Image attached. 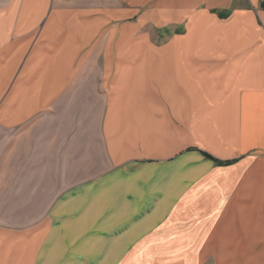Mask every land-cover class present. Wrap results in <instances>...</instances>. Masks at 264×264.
<instances>
[{"label":"crops","instance_id":"1","mask_svg":"<svg viewBox=\"0 0 264 264\" xmlns=\"http://www.w3.org/2000/svg\"><path fill=\"white\" fill-rule=\"evenodd\" d=\"M92 70L104 102L99 161L87 150L76 184L109 189L110 226L96 231L101 216L86 214L49 229L67 210L48 201L37 214L33 194L23 202L19 162L0 203V264H37L74 239L72 253L99 248L95 262L107 248L127 256L120 264L166 254L198 264L221 239V264H264V0H0V131L25 128ZM3 138L0 153L13 138L20 154L18 135ZM44 176L53 181L52 168ZM186 237L183 252L167 251Z\"/></svg>","mask_w":264,"mask_h":264},{"label":"rangeland","instance_id":"2","mask_svg":"<svg viewBox=\"0 0 264 264\" xmlns=\"http://www.w3.org/2000/svg\"><path fill=\"white\" fill-rule=\"evenodd\" d=\"M72 87V90L63 96L61 101L51 110L41 114L31 124L25 126V128L17 132L0 131V146H3L2 141L5 139L3 136L16 134L20 137V143L17 144L18 149L21 147L20 154H13L12 149L14 143L13 138H11V142L7 144V146H10L8 150H11V153H0V185L6 187L5 192L0 190V203L4 202L3 196L13 193L11 189L14 190V177H18V175H14V169L20 162L23 168L22 182L20 183L23 202L30 198V194H33L37 203H39L36 208H32L37 214L42 212L43 205L48 203V201H52L53 207L51 212L54 209L58 211H61V209L67 210L65 221L53 224L50 223L49 229L54 232L63 229L68 230L67 227H74L76 222L82 220L83 216L87 214L89 217L101 216L102 223H97L95 230H101L103 232L110 226V221L108 220L111 210H115L116 208L114 206L119 202H114V208H111V192L109 189L99 186L77 190L78 184H76L78 167L85 162L84 159H81V162H79L80 158L85 157V152L89 150L88 154H90L92 159H95L93 151L98 141L96 138L97 125L102 116L104 103L103 90L100 87L98 72L93 70L92 72H88L84 81L76 80ZM79 87L80 93H78ZM82 122L83 130H85V143H83V133L79 132ZM80 137L82 138V143ZM32 141L34 144H31ZM36 144L37 150H34V153L32 152L31 154V145L35 147ZM33 155H37V160L32 158ZM13 156L16 157L13 158ZM47 156L49 158H47ZM31 159L33 160L31 161ZM96 161L98 162L99 160L95 159L94 162ZM30 166L31 168L33 167L32 171H35V174H37L36 177H34L36 181L25 182L24 180L30 177ZM46 167H48V169L52 168L53 176L49 178H53V181L48 180V182H46V177L44 176ZM3 180H5L6 183L2 182ZM30 188L33 190L31 191ZM44 188L47 190H43ZM99 198H102L101 201H99ZM84 203L85 206H81ZM29 209L30 208L23 207L21 209V216L24 217L26 211ZM99 210L101 213L100 215L98 214ZM2 213L8 214L5 211ZM61 218L62 217L59 219ZM1 225L3 226L2 223H0V226ZM19 225L23 228H28L34 224L22 223ZM91 226H93V224H88L87 227ZM83 228L84 227H82V229ZM72 241L73 245L68 248L67 243L69 240H66L65 245H54L46 248L42 253L40 251L37 264H107L109 262H117V264H120L127 257L123 254H109L110 252L107 248H103L100 258L98 257L96 262L95 260L91 261L88 258H91L93 255L90 254L93 252L96 254L95 251L99 248L97 246V249L88 248V245L85 244V248L81 250L82 252L80 251V254L72 253V248L77 247L78 245L76 243L81 240L74 239ZM136 241L137 240H135V242ZM192 241V237H186L185 239L179 240L178 247L180 246V248L174 249L171 246L167 251L171 250L172 252L170 253L183 252L186 249V245L190 244ZM117 242L119 243V240H117ZM57 243L59 244V241H57ZM228 245H230V242L223 246L220 239L218 241L217 250H214L216 254L203 255L198 264L223 263L222 259H226V256L221 254V251H225ZM220 246H222V249ZM64 247L67 251H65ZM117 247L119 246L117 245ZM135 258L137 260H142L145 264H174L175 256L173 254L161 256L150 255L145 259L141 255H135ZM155 258L159 259V261L155 262ZM194 259V255L185 254L184 256L182 255V259H180L177 264H192L191 261L193 262ZM135 264H137V261H135ZM257 264H259V262H257Z\"/></svg>","mask_w":264,"mask_h":264},{"label":"snow or ice","instance_id":"3","mask_svg":"<svg viewBox=\"0 0 264 264\" xmlns=\"http://www.w3.org/2000/svg\"><path fill=\"white\" fill-rule=\"evenodd\" d=\"M256 0H249V3L255 5Z\"/></svg>","mask_w":264,"mask_h":264}]
</instances>
